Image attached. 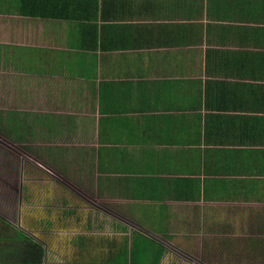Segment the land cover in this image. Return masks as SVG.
I'll return each mask as SVG.
<instances>
[{
	"label": "crops",
	"instance_id": "0c3cea01",
	"mask_svg": "<svg viewBox=\"0 0 264 264\" xmlns=\"http://www.w3.org/2000/svg\"><path fill=\"white\" fill-rule=\"evenodd\" d=\"M86 198L159 264H264V0H0V264L79 258Z\"/></svg>",
	"mask_w": 264,
	"mask_h": 264
},
{
	"label": "rangeland",
	"instance_id": "374dc122",
	"mask_svg": "<svg viewBox=\"0 0 264 264\" xmlns=\"http://www.w3.org/2000/svg\"><path fill=\"white\" fill-rule=\"evenodd\" d=\"M24 171H28L27 166L24 167ZM57 190H60V188L55 187V191H56L55 204H54L55 216H56L55 222L57 227H61L62 226L61 216L65 214V211H67L66 208L68 207L66 206L67 199L62 197L61 192H57ZM27 198L29 199V197H26L24 195V200H26L25 201L26 203H27ZM86 203L88 205L87 206L88 211H87L85 226L83 225V223L77 224V227L74 230L73 229L71 230L70 236H68V234L63 236V234L60 232L61 229L58 230V232L56 231L55 245L56 247H58V250H60L63 247V245H67L69 242L68 239L70 238L71 243L77 245L79 244L81 246L80 249L81 253L79 258L77 254H70L65 256L56 253V259L53 262L54 264H102L107 259V257L110 256V253L117 251L119 245L122 243L123 237L125 236L122 233L123 230L114 228L113 226L114 223L108 219L110 217L109 216L110 214L103 211L102 214H99L97 212L98 213L97 216H94L95 215V213L93 212V209L95 207L94 204L91 203L94 207L91 206L88 200ZM83 214L84 213H82L81 215ZM94 217L98 218V220H95ZM100 217H102L101 223H99ZM79 226H81L82 228ZM135 230L137 229L131 228L126 230V232L135 231ZM79 233H81V235H78ZM76 234L78 235V237L81 236L80 241L76 236ZM63 241H65V244ZM164 246L171 253L179 252L178 250H176L175 246H170L167 244ZM183 256H184L183 258L186 259V261L183 262L185 264L198 263L194 261L192 257H190V255H183ZM65 257L68 258L65 259Z\"/></svg>",
	"mask_w": 264,
	"mask_h": 264
},
{
	"label": "trees",
	"instance_id": "16d2710c",
	"mask_svg": "<svg viewBox=\"0 0 264 264\" xmlns=\"http://www.w3.org/2000/svg\"><path fill=\"white\" fill-rule=\"evenodd\" d=\"M161 255L162 249L159 244L135 234L130 247L124 240L115 255L102 264H159Z\"/></svg>",
	"mask_w": 264,
	"mask_h": 264
}]
</instances>
